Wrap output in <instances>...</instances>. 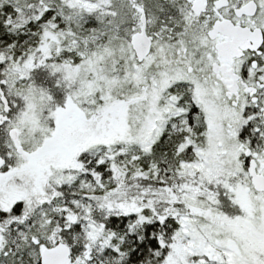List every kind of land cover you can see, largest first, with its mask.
<instances>
[{"label":"snow or ice","instance_id":"snow-or-ice-1","mask_svg":"<svg viewBox=\"0 0 264 264\" xmlns=\"http://www.w3.org/2000/svg\"><path fill=\"white\" fill-rule=\"evenodd\" d=\"M0 264H264V0H0Z\"/></svg>","mask_w":264,"mask_h":264}]
</instances>
